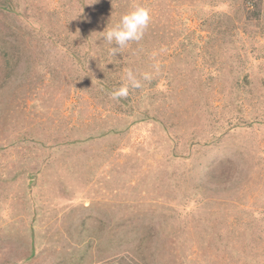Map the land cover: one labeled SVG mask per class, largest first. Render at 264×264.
Returning a JSON list of instances; mask_svg holds the SVG:
<instances>
[{
    "label": "rangeland",
    "instance_id": "1",
    "mask_svg": "<svg viewBox=\"0 0 264 264\" xmlns=\"http://www.w3.org/2000/svg\"><path fill=\"white\" fill-rule=\"evenodd\" d=\"M106 1L0 0V264H264V0Z\"/></svg>",
    "mask_w": 264,
    "mask_h": 264
},
{
    "label": "clouds",
    "instance_id": "2",
    "mask_svg": "<svg viewBox=\"0 0 264 264\" xmlns=\"http://www.w3.org/2000/svg\"><path fill=\"white\" fill-rule=\"evenodd\" d=\"M151 20L150 10L142 5H134L129 11L123 14L116 23H108L106 29L101 33L104 40L113 45L110 54L115 55L127 47L131 42H139L145 33ZM115 45V47H114ZM125 83L110 93L114 100L126 97L129 88H139L142 86L141 78L132 69L124 70ZM143 80H150L149 73L142 74Z\"/></svg>",
    "mask_w": 264,
    "mask_h": 264
},
{
    "label": "trees",
    "instance_id": "3",
    "mask_svg": "<svg viewBox=\"0 0 264 264\" xmlns=\"http://www.w3.org/2000/svg\"><path fill=\"white\" fill-rule=\"evenodd\" d=\"M106 1V0H105ZM106 3H110V10L111 11H113V12H115L114 14H125L127 11H129L130 10V7H132V6H134V2H133V0H119L118 2H114V1H112L111 2V0H109V1H106ZM113 4V5H112ZM114 4H115V6L116 7H114ZM118 16V15H117ZM120 18H118V20H119ZM98 28L97 27H95L94 28V30H91L90 29V35L88 34V37L89 38H94V36H93V34H95L96 32H99V30H97ZM99 35V34H98ZM91 40V39H90ZM145 39H144V37L140 40V44L144 41ZM134 42H132V44H133ZM142 45H144V43L142 44ZM133 46H135V47H137V45H133ZM132 47V46H131ZM130 47V48H131ZM130 54V53H129ZM132 55V54H131ZM248 262H249V260H248V258L246 257L245 258Z\"/></svg>",
    "mask_w": 264,
    "mask_h": 264
}]
</instances>
